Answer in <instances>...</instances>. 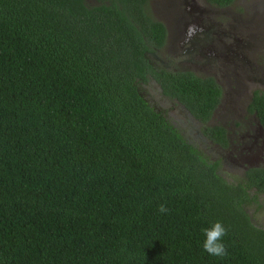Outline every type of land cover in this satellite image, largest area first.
I'll return each mask as SVG.
<instances>
[{"label":"trees","instance_id":"obj_1","mask_svg":"<svg viewBox=\"0 0 264 264\" xmlns=\"http://www.w3.org/2000/svg\"><path fill=\"white\" fill-rule=\"evenodd\" d=\"M149 1L0 0V264H264L245 210L264 169L228 182L141 93L201 122L220 96L151 64ZM251 108L264 121V94ZM217 223L222 256L204 250Z\"/></svg>","mask_w":264,"mask_h":264},{"label":"flooded vegetation","instance_id":"obj_2","mask_svg":"<svg viewBox=\"0 0 264 264\" xmlns=\"http://www.w3.org/2000/svg\"><path fill=\"white\" fill-rule=\"evenodd\" d=\"M205 2L213 5L207 0ZM171 6L176 10L173 7L171 10ZM213 6L217 10H226L230 18L224 23L214 21L215 14H210L205 7L188 8L186 15H182L176 0L162 4L161 12L171 10L164 15V22H159L166 30V38L162 47L153 48L154 51L149 54L156 56L161 50L167 52L173 64L162 61L158 68L160 70L189 73L201 80L211 79L215 83L220 96L207 120L201 122L192 117L176 101L165 97L154 81L150 83L162 99L176 103V106L170 103L167 112L170 113L171 109L175 114L182 112L184 117L181 118L185 121L182 127H187L186 133L189 132L200 147L196 148L223 168H237L244 178L250 169H264V121L251 108L254 94H264V63L258 62L256 56H251L252 49L250 53L246 51L248 41L240 33V37L236 36L238 30L243 33L245 26L228 11L230 5L222 8ZM150 62L152 64V58ZM156 111L170 121L165 116V110ZM173 125L184 136V132ZM189 143L193 144L192 140ZM254 195L258 204L264 199V193Z\"/></svg>","mask_w":264,"mask_h":264},{"label":"rangeland","instance_id":"obj_3","mask_svg":"<svg viewBox=\"0 0 264 264\" xmlns=\"http://www.w3.org/2000/svg\"><path fill=\"white\" fill-rule=\"evenodd\" d=\"M167 2L168 0H151L148 2L147 6L149 9V13L155 21L163 23L164 20L162 19L163 17H165L164 15L167 12H170L172 10V7L174 8V6H171V10L166 9L165 11L161 12L160 9H162V7L160 6H162V4H165ZM176 2L182 10V15H186L188 8L205 7L204 9L208 10L210 14L211 13L215 14L214 21L224 23L228 18H230L229 16L226 15V10L224 9L217 10L213 5L206 3L205 0H176ZM228 8H229L228 11L231 12L233 16L237 17L236 20L242 22L245 26L243 33L240 32V30H238L236 36L237 37L242 36L243 39H246L248 41L247 42L248 50L246 51L249 52L252 49L251 56L252 57L256 56L258 62L262 61L264 63V0H234ZM174 10H176V8H174ZM160 16H162V18H160ZM238 33H240L241 35L238 36ZM256 52H258V54H256ZM148 57L149 59L152 58V64L155 68H160L162 61H165L169 65L173 64L172 62L169 61L170 59L168 58L167 52L165 53V50H161L160 52H157L156 56L149 55ZM262 80H264V77H262ZM141 93L143 94L144 98H146V101L155 110H160L161 112L162 110L163 111L165 110L166 111L165 116L169 118L171 123L175 124L176 127H179L180 130L184 132V136L186 137L188 142L192 140V143L196 144L197 148H200L197 145V143L194 141L193 137L189 135L190 133L189 132L186 133L187 127L186 128L182 127L185 122L184 120H182V118L184 117L182 112L175 114L173 109H171L170 113H168L167 110L171 107L170 103L172 102H168L162 99L157 89L152 83L146 84L145 87L142 86ZM172 104L176 106V103H172ZM219 170H220L219 173L223 175V177L228 182L235 184L241 181L242 177L237 168H229V167L223 168V166L221 165ZM260 202H259L260 206L252 203L248 205L245 210L247 214L250 215V218H252L254 224L258 226H263L264 228V199L261 200Z\"/></svg>","mask_w":264,"mask_h":264},{"label":"clouds","instance_id":"obj_4","mask_svg":"<svg viewBox=\"0 0 264 264\" xmlns=\"http://www.w3.org/2000/svg\"><path fill=\"white\" fill-rule=\"evenodd\" d=\"M159 211L161 213L167 212V208L164 205H160ZM206 236L208 237V242L204 245V250L207 251L210 255L222 256L226 254V249L222 243H216L213 245L211 241L216 238H222L226 234V230L219 224L211 231L204 229Z\"/></svg>","mask_w":264,"mask_h":264}]
</instances>
